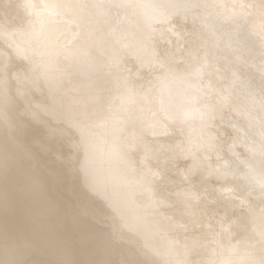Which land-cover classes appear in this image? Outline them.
Instances as JSON below:
<instances>
[{
	"label": "rangeland",
	"instance_id": "1",
	"mask_svg": "<svg viewBox=\"0 0 264 264\" xmlns=\"http://www.w3.org/2000/svg\"><path fill=\"white\" fill-rule=\"evenodd\" d=\"M1 1L11 5V0ZM91 1L98 3L96 12L106 17L109 23L105 45L119 53V67L111 70L109 85L99 93L106 99L113 120L97 125L96 130L100 134L104 133L107 140L121 145L133 144L130 153L120 154L115 158H132L144 171L150 184L156 187L159 214L171 221L172 229L168 230L169 234L185 249V258L178 264H216L223 253L236 244L234 235H226V225L232 223L240 231L248 211L245 198L249 199V191L236 187L238 183L234 181L230 182L232 184L223 183V178L216 176V161L223 159L229 168L246 171V160L235 157L238 153L245 154L241 145L237 146L238 150L232 155H228L223 149L232 138L237 137L246 146L253 142L257 144L261 134L255 120H252V115L262 117L258 119L264 124V108L260 103L264 89V47L261 38L243 17L225 19L222 11L211 0H71L69 3L74 6L79 2L87 4ZM113 10L116 11V16H111ZM41 14L48 15L52 21L62 20L69 26L68 31L60 30L57 33V39L76 35L81 37L85 34L83 28L74 32L75 26H80L79 22L71 15L70 18L64 9H48ZM134 15L140 20L135 25H127L125 17ZM151 19L153 20L150 21ZM139 33L141 37L138 42ZM13 34L21 49L17 53H8L0 67L11 66L12 61L17 59L36 62L33 68H27L24 79L19 78L18 70L12 66L14 77L7 86L19 96L18 92L22 89L42 86L45 77L37 72L42 67L37 63L38 55L32 53L27 44L22 43V36ZM36 39L39 40L40 36ZM23 53H27V56L24 57ZM190 53H195L197 59L207 62L198 81L204 87V91L199 94L198 107L206 111V105L217 104V93L229 96L228 102L217 106L211 117L204 121L199 118L182 120L179 112L184 104L182 107L176 106L181 96L187 93L185 84L173 78L172 74L185 80L196 79L191 73L198 64ZM225 62L231 66L228 75L225 73L226 79L222 80L224 74L216 81L214 77H209L208 70L218 72L226 67ZM80 64L88 71L95 67V61L91 57ZM89 73L92 77L96 75L95 71ZM117 76L127 81L128 90L117 86ZM81 77L75 73L72 80H79ZM222 84L226 85L223 90L220 88ZM2 88L0 85V92ZM46 93L47 91H35L33 97L39 100ZM159 94L166 100L165 105L157 103ZM237 98L241 107L234 104ZM244 112L250 116V121L245 124L240 122V116ZM12 113L18 115L17 119L29 122L36 131L43 132V128L50 125H58L63 130L60 137L46 139V143L35 137L24 151L31 165L40 164L49 171V176L37 175L35 171L33 173L55 193L51 204L60 210V214L46 215L49 219L58 220L63 228L56 231L52 239L65 242L72 227H75L77 221H81L91 233L89 240L94 241L92 236L105 235L110 243L99 248H103L106 253L116 248L113 252L119 259H123L125 252L121 247L125 243L129 226L122 217L111 216L110 207L115 198L89 194L86 191L88 178L81 175L76 176L72 183L68 182L82 162L79 156L71 152V144L82 147L85 136L76 128L61 122H53L47 118L36 122L31 117L32 110L25 106L15 107ZM80 119L83 125L88 121L87 116ZM136 135L141 137L140 140H136ZM30 136H36V133H31ZM17 142L12 139L9 141L8 149L12 153L7 159L10 166L16 165L17 158L12 156L16 155L19 159L22 156L19 148L29 144L18 142V149L10 146H17ZM50 142H56L58 147L44 149ZM256 157L264 161L262 153ZM7 159L2 157L0 161ZM1 175L2 170L0 177ZM245 180L253 188L260 189L249 176L246 175ZM84 195L101 202V208L94 202L84 200ZM139 195L148 194L143 191ZM230 197L233 203L229 201ZM64 210L71 213L67 215L69 212L65 214ZM75 231L77 243L100 254L95 243L84 240ZM131 247L132 252L137 255L147 252V246L143 244L133 243ZM30 256L37 257L41 264L65 261L59 253H39L33 250ZM88 262L92 264L86 258H79L76 264H89Z\"/></svg>",
	"mask_w": 264,
	"mask_h": 264
},
{
	"label": "bare ground",
	"instance_id": "2",
	"mask_svg": "<svg viewBox=\"0 0 264 264\" xmlns=\"http://www.w3.org/2000/svg\"><path fill=\"white\" fill-rule=\"evenodd\" d=\"M70 1L11 0V5H7L0 0V64L5 62L8 53L11 51L17 53L21 49L13 34L18 33L22 36V43L27 44L32 53L35 52L38 55L37 63H40L42 67L37 72L45 77V83L42 86L22 89L18 92V96L7 86L14 77L11 71L12 66L18 70L19 78L24 79L27 68H33L36 62L17 59V61H12L11 66L0 67V85L3 87L0 92V158L7 159L11 155L12 152L8 149L11 139L23 145L29 143L19 148L22 152L19 159L16 155L12 156L17 158L16 165L10 166L9 159L0 161V170H2L0 177V261L16 259L21 264H41L37 257L30 256V253L35 250L39 253H59L65 261L71 264H76L79 258H86L92 264H149V262L178 264L185 258V249L169 234L168 230L172 229L171 221L159 214V195L156 187L150 184L144 171L132 158L128 156L121 159L115 158L117 155L130 153L133 144L121 145L110 139L107 140L104 133L100 134L96 130L97 125L113 120L106 99L99 94L109 85L112 70L110 64L112 58H118L119 54L104 43L109 29L107 18L96 12L98 3L95 1L87 4L79 2L80 4L76 3L74 6H70ZM122 1L126 2V0ZM211 1L222 11L225 19L234 20L243 17L259 34L264 47V7H262L264 0ZM54 8L64 9L69 13L70 18L71 16L76 18L80 26L76 25L74 32L83 28L85 34L81 37L76 35L71 38L57 39V33L60 30L68 31L69 26L62 20L52 21L48 15L41 14L44 10ZM115 13L116 11L113 10L111 16H116ZM139 20L136 15L125 17L129 26L135 25ZM37 36H40L39 40L36 39ZM137 37L139 42L140 33ZM23 56L26 57L27 53H23ZM89 57L95 61V67L91 70L95 71V77H92L89 73L91 71L80 64ZM225 66L218 72L208 70L207 74L211 78L214 77L215 81L222 74H224L222 80L226 79L225 73L231 71V66L226 62ZM75 73L82 76L81 79L72 80ZM225 86L220 85L221 90ZM35 91H47V93L42 99L36 100L33 97ZM70 92L73 94L69 95ZM185 96V94L181 96V100L176 104L177 107L183 106ZM157 103L163 105L166 103L161 94L157 96ZM234 104L236 107H241L238 98ZM20 105L32 110L31 117L36 122L47 118L50 121L61 122L68 127L76 128L85 136V143L82 147L71 144V152L79 156L82 162L68 182L72 183L76 176L81 175L88 178L86 191L89 194L115 198L110 207L111 216L122 217L129 226V232L125 235V243L121 247L125 252L123 259H119L113 252L116 248L110 250L109 253L99 248L110 243L105 235L92 236L94 241L89 240L91 233L81 221H77L75 227H72L65 242L52 239V235L63 228L58 220L49 219L46 215L47 213L60 214V210L51 204L55 193L49 190L41 181L42 179L35 177L33 173L35 171L37 175L49 176V171L40 164L31 165L24 151L35 137L43 140L42 143H46V139L60 137L63 130L58 125H50L45 126L43 132L36 131L29 122L17 119L18 115L12 113V110ZM6 108L9 110L6 111ZM83 116H87L88 120L85 125L80 119ZM249 118L248 113L244 112L240 116V122L245 124L250 121ZM258 118L262 117L252 115V120H255V124L261 131L257 144L253 142L246 146L237 137L232 138L223 149L228 155H232L238 150L237 146L241 145L245 154L238 153L235 157H243L246 160V171L229 168L223 159L216 161V176L223 178V183L234 181L238 183L236 187L249 191V199L245 198L248 211L245 220L242 221L240 231L232 223L226 225V235H234L236 244L234 243V246L225 251L216 264H221L225 260L230 261L231 264H247L248 261L259 260L264 255L258 236L261 211L264 210V197H261L260 189L253 188L245 180L249 167L254 170L256 177L264 171V161L256 157L261 153V142L264 140V124ZM31 133H36V136H30ZM135 138L138 141L141 137L136 135ZM18 142L17 146L11 144L10 146L18 149ZM57 147L56 142H50L43 148L55 149ZM216 155L219 153L216 152ZM143 191H147L148 195L140 196L139 194ZM83 198L96 203L101 208V202L86 195ZM229 201L232 202V197ZM68 212L64 210L63 213ZM74 229L84 240L95 243L100 254L77 243L75 241L77 233ZM216 236L219 235L216 234ZM133 243L146 245L147 252L139 255L133 253L131 250ZM9 244L10 249L7 247Z\"/></svg>",
	"mask_w": 264,
	"mask_h": 264
},
{
	"label": "snow or ice",
	"instance_id": "3",
	"mask_svg": "<svg viewBox=\"0 0 264 264\" xmlns=\"http://www.w3.org/2000/svg\"><path fill=\"white\" fill-rule=\"evenodd\" d=\"M264 7V5H262ZM190 55L193 56L194 59L197 60L198 67L195 68V71L191 73L193 77H195V80H185L183 77L172 74L173 78L181 80L182 83L185 84V92L187 93L184 99V106L181 108L179 112V117L184 121H189L193 119L199 118L200 120L204 121L211 117V114L213 111L216 110L217 106L223 105L228 102L229 96L226 94H220L218 95L217 104L215 105H206L207 108L206 111H202L200 107V93L204 91V87L201 83H199V78L202 76L203 71L206 67V60H199L196 58L195 53H190ZM110 67L113 70H117L119 67V60L117 57H113ZM235 75V74H234ZM117 86H123L126 90L127 88V81L123 80L121 77L117 76L116 80ZM208 89H211V85L208 86ZM261 107L264 108V89H262V95H261ZM261 153L264 155V140L261 142ZM247 175L249 178L256 183L260 188V194L261 197H264V171L261 172L259 177L255 176L254 170L249 167ZM258 236L260 237V244L262 252H264V210L261 211V222L258 229ZM9 249L11 248V245L9 244L7 246ZM7 255V252H6ZM0 264H21L20 261L16 259H4L3 261H0ZM57 264H71L69 261H59ZM221 264H231L230 261H222ZM247 264H264V255L261 256L259 260H250L247 262Z\"/></svg>",
	"mask_w": 264,
	"mask_h": 264
}]
</instances>
